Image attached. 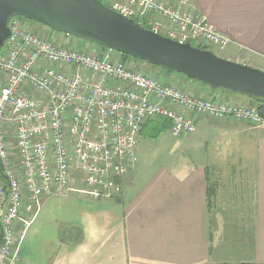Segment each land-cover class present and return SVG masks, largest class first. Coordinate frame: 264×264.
Returning a JSON list of instances; mask_svg holds the SVG:
<instances>
[{
  "label": "built area",
  "instance_id": "built-area-1",
  "mask_svg": "<svg viewBox=\"0 0 264 264\" xmlns=\"http://www.w3.org/2000/svg\"><path fill=\"white\" fill-rule=\"evenodd\" d=\"M107 4L183 44L224 50L231 42L190 0ZM25 19L11 17L0 51V264H19L17 227L24 237L44 198L120 195L119 180L135 167L151 118L168 119L177 138L196 131L195 115L264 126L257 104L196 95L110 52L59 46L26 27Z\"/></svg>",
  "mask_w": 264,
  "mask_h": 264
},
{
  "label": "crops",
  "instance_id": "crops-1",
  "mask_svg": "<svg viewBox=\"0 0 264 264\" xmlns=\"http://www.w3.org/2000/svg\"><path fill=\"white\" fill-rule=\"evenodd\" d=\"M190 3L196 14L230 37L224 58L264 70V0ZM24 22L59 46L72 41L48 26ZM171 75L165 81L209 91ZM211 93L252 102L246 94ZM201 139L195 132L182 143L196 148ZM143 153L136 152L135 167L119 180L122 192L115 198L82 193L44 198L21 242L19 264H264V150L257 154L253 178L243 172L244 191H238L240 177L230 152H180L188 163L168 166L145 165ZM211 188L215 194L209 198ZM20 231L18 226L16 233Z\"/></svg>",
  "mask_w": 264,
  "mask_h": 264
},
{
  "label": "water",
  "instance_id": "water-1",
  "mask_svg": "<svg viewBox=\"0 0 264 264\" xmlns=\"http://www.w3.org/2000/svg\"><path fill=\"white\" fill-rule=\"evenodd\" d=\"M13 16L165 68L168 75L264 100V71L156 33L102 0H0V49L10 37Z\"/></svg>",
  "mask_w": 264,
  "mask_h": 264
},
{
  "label": "rangeland",
  "instance_id": "rangeland-1",
  "mask_svg": "<svg viewBox=\"0 0 264 264\" xmlns=\"http://www.w3.org/2000/svg\"><path fill=\"white\" fill-rule=\"evenodd\" d=\"M106 5H108L109 0H102ZM33 24L37 27L44 26L43 24H40L38 22L32 21ZM50 28V27H49ZM50 30L54 31L56 34H59L60 36H65V33L58 32L56 30H53L50 28ZM35 31H37L35 29ZM43 36H46L45 33H41ZM47 37V36H46ZM69 37L72 39L67 44H64V46H68L71 48L74 47H84L91 53H98V54H107L111 53L113 58H124L125 61L132 62V57H123L119 54V52L115 50H106L100 45L96 44L95 42L87 41V40H81L74 36ZM48 38H52L49 37ZM54 41L53 39H51ZM55 42V41H54ZM56 43V42H55ZM59 44L58 42L56 43ZM212 51L217 54L218 56L223 57L224 51L221 50L218 47H212ZM224 58V57H223ZM140 63L142 61L137 60ZM148 66V68H151L152 70L145 69L144 64L139 67L144 72L156 76L160 79H163L165 81L166 77H169L166 73V70H164L162 67L152 65L148 62H142ZM143 67V68H142ZM259 69V68H258ZM264 71L263 69H260ZM166 75V77H165ZM178 76L185 80H188L190 83H196L201 86H205L202 83L198 81H193L186 77L185 75L173 73L171 77ZM167 83H171L174 85H177L181 87L182 89L195 93L196 95H207V96H218L222 100H234V99H223L221 98L218 93H211L212 90L210 87L209 91H195V89L190 88L188 86H185L181 81L174 80L173 81H165ZM211 90V91H210ZM241 94V93H236ZM250 97V96H249ZM252 98V97H251ZM235 101V100H234ZM236 102V101H235ZM238 103V102H237ZM247 104V103H244ZM250 105L258 104L253 98L252 102L248 103ZM195 119L201 120L199 122V125L196 129V134L200 135L202 137L201 141L198 142V146L195 148H191L192 146L186 142V146L183 145L182 142H184V139L187 137V135L182 137H174L170 133L169 129H164L162 132L158 133L157 135H154L153 129L151 126L147 127L143 133L142 137L140 139L139 148L136 149V152H144V164L149 166H168L172 164H187L190 160L188 156L185 154H180V152H230V157L232 161L234 162L235 166L237 167V174L240 177L239 182L241 183V188H238V191H244L243 187V177L246 174H243V172L248 170L249 178H253L252 174H255V169L257 166V154L261 150H264V148H261L260 150V144L264 143V126H255L250 123H246L244 121L240 120H232V119H223L219 120L213 117L208 116H202V115H195ZM195 132L189 135H193ZM191 138V137H190ZM189 140L191 141V139ZM194 138V137H192ZM137 158V154H136ZM225 158H229L225 155ZM80 178V173L77 171L74 174V179L78 183ZM251 190H253L251 188ZM255 195V193H254ZM253 195V196H254ZM240 200L238 199V202ZM16 240H17V246L20 250L21 242L23 240L21 231L20 233H16ZM24 241V240H23ZM23 243V242H22ZM27 240L25 242V250H26ZM242 263V262H239Z\"/></svg>",
  "mask_w": 264,
  "mask_h": 264
},
{
  "label": "trees",
  "instance_id": "trees-1",
  "mask_svg": "<svg viewBox=\"0 0 264 264\" xmlns=\"http://www.w3.org/2000/svg\"><path fill=\"white\" fill-rule=\"evenodd\" d=\"M106 4V3H105ZM136 21L138 22V20L136 19ZM145 26V25H144ZM146 27V26H145ZM103 47V46H101ZM104 49L108 50L107 48L103 47ZM2 49V48H1ZM0 49V51H1ZM110 50V49H109ZM120 55H122L123 57H128L130 58L131 56L129 55H125V54H122V53H119ZM124 59V58H123ZM132 59H136V60H139L137 58H134L132 57ZM142 61V60H140ZM142 62H145V61H142ZM156 66V65H155ZM164 70H166L165 68H163ZM167 72V71H166ZM173 74V73H172ZM192 80V79H191ZM193 81H196V80H193ZM209 87V86H208ZM222 89V88H221ZM213 90V89H212ZM219 90V89H217ZM222 90H225V89H222ZM227 91V90H226ZM258 104V107H259V111L261 113V115L264 117V100L260 99V98H254L252 97ZM151 126L152 129H153V133L154 135H157L158 133L162 132L164 129H169L170 127V121L164 117H154V118H151L150 120H148L144 127H143V131L147 128ZM142 131V133H143ZM208 194H209V198H211L214 194H215V189H209L208 191ZM223 264H230V263H223ZM232 264V263H231ZM237 264H260V263H237Z\"/></svg>",
  "mask_w": 264,
  "mask_h": 264
}]
</instances>
